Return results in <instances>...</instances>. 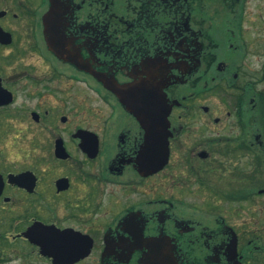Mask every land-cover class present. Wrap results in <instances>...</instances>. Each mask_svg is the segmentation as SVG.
I'll use <instances>...</instances> for the list:
<instances>
[{"label":"flooded vegetation","instance_id":"1","mask_svg":"<svg viewBox=\"0 0 264 264\" xmlns=\"http://www.w3.org/2000/svg\"><path fill=\"white\" fill-rule=\"evenodd\" d=\"M248 1L0 0L2 133L33 161L0 169L1 259L141 264L161 238L178 264H264V4ZM132 84L165 93L161 168L116 92ZM36 222L72 253H44Z\"/></svg>","mask_w":264,"mask_h":264},{"label":"water","instance_id":"2","mask_svg":"<svg viewBox=\"0 0 264 264\" xmlns=\"http://www.w3.org/2000/svg\"><path fill=\"white\" fill-rule=\"evenodd\" d=\"M120 100L141 122L146 130V145L142 152L143 163L152 164L156 168H161L168 158V115L170 108L167 106L164 92L155 90L150 84H132L121 86L116 89ZM158 166V167H157ZM156 170V169H155ZM31 172H24L18 175L10 174V179L29 180ZM3 176L0 174V181ZM2 184H0V194ZM39 222L33 224L25 233L31 240L42 246L46 254H51L57 262H60L72 251H65L54 242L43 241L42 234L38 233ZM47 236H51L47 234ZM149 248L146 252L143 263L141 264H178L171 248L161 239H150L147 243ZM53 264H72V263H53Z\"/></svg>","mask_w":264,"mask_h":264},{"label":"rangeland","instance_id":"3","mask_svg":"<svg viewBox=\"0 0 264 264\" xmlns=\"http://www.w3.org/2000/svg\"><path fill=\"white\" fill-rule=\"evenodd\" d=\"M264 4V0H249L248 5L250 9L257 10L259 9V5ZM257 67H259L260 63L264 62V57L258 58L255 56L254 60H252ZM258 87L264 88V81L263 83L258 84ZM22 98L21 93L18 92V101ZM15 124L12 121L8 122L7 117L4 118L3 122H0V169L4 171V173L11 171V170H20L22 167L19 166L22 163L30 164L32 163V156L28 153L25 149V138L18 135L15 130H9L7 132L2 133L6 130V125ZM5 217L4 215L0 214V219ZM6 218V217H5ZM4 222L3 224H6ZM2 224V225H3ZM7 242L3 240L0 242V256L5 255L8 257L9 255H13L11 251V247L8 251L7 246L5 245ZM8 252L11 254L8 255ZM0 258V264H52V263H44L43 261H38L33 257H15L13 260L6 261ZM5 262V263H4Z\"/></svg>","mask_w":264,"mask_h":264}]
</instances>
